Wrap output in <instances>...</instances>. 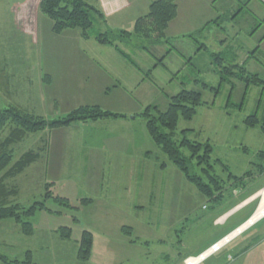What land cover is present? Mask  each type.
Here are the masks:
<instances>
[{"label": "crops", "instance_id": "1", "mask_svg": "<svg viewBox=\"0 0 264 264\" xmlns=\"http://www.w3.org/2000/svg\"><path fill=\"white\" fill-rule=\"evenodd\" d=\"M154 1L156 0H89L102 14V19H98L96 25L101 26L100 33L131 30L133 32L136 21L149 13L150 5ZM190 2V8L184 14L181 0H176L178 14L166 30L168 41L166 45L175 49L177 54L180 53L182 61L184 54L176 43L180 39H189L194 47L198 45L192 55L206 61L204 69L198 67L202 84L218 89L217 93L211 91L218 96L225 82H222L220 70L214 66L212 55L222 57L224 66L238 65L232 71L241 74V77L238 74L230 77L228 102L219 104L216 96L212 103L204 101L206 104L203 105L207 111L221 112L225 121L229 120L233 125L236 134L231 133L226 142L227 151L224 155L227 156V160L221 156L216 157L213 148V161L221 163L225 168L224 170L215 166V175L222 180V189L214 198L208 199L197 190V198L192 200L151 199L149 202L137 203L136 209L143 211L144 206L166 207L165 215L169 220L166 221L168 232L166 241L169 243L166 245L164 256L167 264H184L188 258L199 257L214 244L244 226L264 206V62L258 59V55L264 58V0H190ZM23 6L18 7L19 10L21 8V12ZM22 22L20 15L17 24L22 26ZM241 33L246 35L243 37ZM92 35L94 37L96 34ZM57 36L63 37L62 39L69 44L68 50L59 51L62 55L56 58L55 66L52 68H49L52 56L47 60L45 78L42 74L24 78L13 72L6 73V68L2 70L6 79V106H9L6 108L15 106L30 115L49 120L61 118L74 110L89 106L99 107L126 118L74 123L66 128L46 129L37 133L39 134L37 162L44 153L42 145L45 147V142V151L48 150V173L55 177L66 173L59 162L64 155H73L74 158L81 156L87 160L89 158L104 160L105 153L108 161L118 159L123 154L132 156L137 149L136 144L143 143L144 140L148 143V139H151L145 121L141 123L137 120L142 118L139 115L143 110V103L137 100L136 95L143 88L162 93L159 85L149 80L147 73L150 72L153 76L160 68H168L170 66L166 63L168 56L162 59V64H154L152 62L155 60L154 54L150 51L151 60L148 61H151L152 70L149 71L150 69H143L121 46L119 47L138 68L122 57L113 46L100 45L93 37L85 38L80 30L66 31ZM202 47L205 49H200ZM172 58L173 55L170 54L168 59ZM22 59V63L29 64ZM176 59L177 63L171 65L172 68H176L178 62L181 64L177 57ZM243 68L245 71H241ZM204 74L217 78L218 84H211L208 79L203 78ZM236 94L241 97L234 102ZM247 110L249 112H246ZM237 112L241 117L233 119ZM252 116L257 119L253 127L246 123ZM184 131H188V137L191 131ZM152 142L154 143L153 140ZM230 175L231 177H228ZM198 194L204 199L198 198ZM64 199L71 203L68 198ZM44 200L47 202L50 199ZM108 206L122 204L116 200L113 204L108 203ZM74 207L77 210L83 208L82 205ZM44 212L49 213L44 219L48 221L52 217V212L48 209L41 211ZM150 222L155 224L153 221ZM199 223H202V232L208 231L209 235L204 237L195 235L191 238L189 233L196 231ZM93 238H96L94 234ZM80 239L76 242L80 243ZM144 240L145 243L140 245L150 247L151 239L144 237ZM94 247L95 242L92 255ZM199 264H264V215L231 239L218 253Z\"/></svg>", "mask_w": 264, "mask_h": 264}, {"label": "rangeland", "instance_id": "2", "mask_svg": "<svg viewBox=\"0 0 264 264\" xmlns=\"http://www.w3.org/2000/svg\"><path fill=\"white\" fill-rule=\"evenodd\" d=\"M40 2L41 0H0V113L9 107L6 106V79L2 73L4 68L6 73L13 72L19 77L42 74L45 78L47 60L52 56V61L49 63V68H52L55 66L56 58L62 55L59 51L68 50L69 44L62 39L63 37L53 34L52 21L39 10ZM23 3L26 5L23 6ZM190 4V0H181L184 14L189 10ZM21 6H23L22 12L21 8L20 10L18 8ZM20 15L21 22L23 19L22 26L17 24ZM96 25L97 23L91 34H99L102 31L101 26ZM68 32H78V30ZM241 34L243 37L246 35ZM176 44L182 48L183 61L179 56L180 53L177 54L175 49H171L166 44L154 46L151 42L137 37L128 44H119L126 53L139 62L143 69H150L149 71L152 70V66L151 61L148 60L151 59L145 48L154 54L155 60L152 61L154 64L162 61L164 57L169 58L170 54L173 55L172 59L167 58L166 63L170 65L168 68H160L153 76L150 72L147 73L149 80L158 84L162 93L154 89L150 91L141 89L136 97L143 103L142 112L149 106H156L160 111H166L169 98L183 90L201 92L206 103H212L218 96L216 93H211V90H205L201 85L202 79L198 67L204 69L206 61L192 55L198 45L194 47L189 39H180ZM176 57L181 64L178 62L176 68H172L171 65L177 63ZM22 58L29 64L22 63ZM258 59L264 62L262 55H258ZM213 63L220 70L218 61L213 60ZM238 76L241 77V74ZM203 78L208 79L211 84H218V79L212 75L204 74ZM223 78L226 81L218 96L219 104L227 103L230 97L228 83L230 78L227 75H223ZM47 87L48 85L45 89ZM239 97L241 96L236 94L234 102ZM11 108L21 110L15 106ZM240 117L237 112L233 119ZM58 119L60 118L49 120ZM137 120L143 121L142 118ZM229 122V120L225 121L221 112L207 111L201 106L193 120L179 119L177 132L190 130L188 136L190 141L202 144L209 142L214 148V155L227 160V156L224 155L227 151L226 142L231 133L236 134L233 125ZM10 126L12 125L9 123L0 131V141L7 138ZM144 134L148 136L147 133ZM38 135L37 133L28 135L13 146L14 163L27 154L39 155ZM148 140V143L144 140L143 143L136 144L137 149L132 156L123 154L120 158L109 161L105 153H103L104 160L103 158L87 160L81 156L74 158L73 155H64L59 162L66 173L59 177L48 173V150L45 151V142V147L42 145L44 153L41 154L40 160L37 162V158L23 174L8 181L10 186H16L19 190L18 196L11 199L12 204L28 209L36 202H42L46 196V185L50 184L53 198H68L75 211L60 206L54 199L48 200L46 207L52 212V217L44 221L49 213L37 212L36 217L31 219L34 225L31 235L24 234L21 225L12 220L0 221V255L17 264L28 263V254L32 256L30 264H167L164 256L166 245L169 243L166 241L168 234L166 221H169L165 215L166 207L144 206L143 211L136 209L137 203L149 202L151 199L192 200L197 198V189L152 140L150 138ZM185 154L188 155L187 152ZM198 198L204 199L199 194ZM86 199L91 200L92 203L82 205L81 210L74 207V205L80 207L81 202ZM116 200L120 201L122 206H108V203L113 204ZM62 227L71 228L73 236L71 234L69 238L64 237L65 234L59 232ZM201 227L202 223H199L198 229L189 233V236L194 238L195 235L198 237L209 235L208 231L202 232ZM123 228H131L132 234H126ZM84 231L96 237L94 254L90 261H82L78 256L80 243L76 241L81 238ZM144 237L151 239L150 247L140 245L145 243ZM0 264L4 263L0 261Z\"/></svg>", "mask_w": 264, "mask_h": 264}, {"label": "trees", "instance_id": "3", "mask_svg": "<svg viewBox=\"0 0 264 264\" xmlns=\"http://www.w3.org/2000/svg\"><path fill=\"white\" fill-rule=\"evenodd\" d=\"M39 9L44 16L52 21V32L55 35H61L69 30H80L83 33V37L91 38L93 37L91 30L98 22V19H102L101 12L90 4L89 0H41ZM177 14L178 6L176 0H156L150 5L149 13L136 21L133 32L108 31L96 34L93 38L100 45L113 46L122 57L138 68L132 59L119 47V44L127 43L134 37L149 41L154 46L168 44L165 35L166 30L169 24L176 19ZM200 49H205V47ZM144 50L149 54L151 53L146 48ZM212 57L220 65L222 82L226 81L223 75H227L230 78L237 74L232 70L238 65L224 66L222 57L218 55H212ZM158 63L162 64L163 60ZM241 71H245V69L243 68ZM202 86L205 90L210 89L216 93L218 92V89L209 88L206 84H202ZM205 104L201 92L183 90L169 98L166 111H160L158 107L152 106L146 108L139 116L145 121L151 139L167 159L178 168L183 176L202 195L212 199L222 189V180L215 175V166L222 167L225 170L224 166L219 162L213 161V147L210 143H195L188 139V131L177 132L179 119L193 120L197 115L198 108ZM111 118H126V116L113 114L99 107L89 106L81 107L54 121L26 114L11 107L1 112L0 131L7 127L9 123L12 126H10L7 138L0 141V221L12 220L21 225L24 234L31 235L33 232L31 219L37 212L47 211L46 200L36 202L28 209L18 204H12L11 199L18 196L19 190L16 186H10L8 181L21 175L38 158V155L31 153L21 157L14 163L13 146L15 144L21 142L28 135L40 133L46 129L55 130L69 127L74 123ZM246 123L253 127L256 125L257 119L252 116L247 119ZM228 177H231V175ZM49 187L51 188V185L47 184L46 199H54L60 206H65L75 211L67 199L53 198ZM90 203L91 201L86 199L81 202V205L84 206ZM74 220L77 221L75 218ZM59 232L65 234L64 237L69 238L72 234V229L62 227ZM123 232L128 235L132 234L131 228H123ZM93 242L92 233L84 231L80 240L79 259L82 261L90 260ZM27 256L29 262L26 264H30L32 256L31 254ZM0 261L4 264H17L14 261L10 262L2 255H0Z\"/></svg>", "mask_w": 264, "mask_h": 264}, {"label": "bare ground", "instance_id": "4", "mask_svg": "<svg viewBox=\"0 0 264 264\" xmlns=\"http://www.w3.org/2000/svg\"><path fill=\"white\" fill-rule=\"evenodd\" d=\"M264 215V206L261 207V209L259 210L258 214H256V216L251 219L250 221L246 222V224L244 226H242L241 228L238 229V231L234 232L232 235H228L229 237L224 241H222L221 243H219V246H222L223 244H225L226 242L230 241L231 239H233L234 237H236L237 235L241 234L246 228H248L251 224H253L254 222L258 221L259 218H261ZM208 254L203 255L204 256H208ZM200 260V258L196 259V258H191L190 260V264H196L198 263Z\"/></svg>", "mask_w": 264, "mask_h": 264}, {"label": "built area", "instance_id": "5", "mask_svg": "<svg viewBox=\"0 0 264 264\" xmlns=\"http://www.w3.org/2000/svg\"><path fill=\"white\" fill-rule=\"evenodd\" d=\"M226 239H227V238H225L224 241H225ZM220 243H221V242H220ZM226 243H228V242H226ZM226 243H225V244H226ZM223 245H224V244H223ZM223 245H222V246H219V243L213 245V246H212L207 252H205V253L202 254L200 257H198V258L202 259V260H200L198 263H200L201 261L205 260L206 258H208V257H210V256H212V255H214V254H216V253H218V252L221 250V248L223 247ZM208 253H209V255H208V256H204V258H203V255H206V254H208ZM198 258H196V259H198ZM190 260H191V258L187 259V260L185 261V264H190V263H189ZM198 263H196V264H198Z\"/></svg>", "mask_w": 264, "mask_h": 264}]
</instances>
